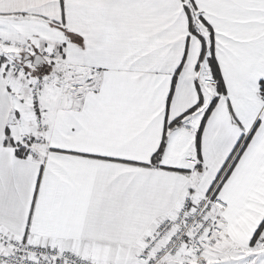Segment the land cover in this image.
I'll use <instances>...</instances> for the list:
<instances>
[{"label":"snow or ice","instance_id":"1","mask_svg":"<svg viewBox=\"0 0 264 264\" xmlns=\"http://www.w3.org/2000/svg\"><path fill=\"white\" fill-rule=\"evenodd\" d=\"M0 264H264V0H0Z\"/></svg>","mask_w":264,"mask_h":264}]
</instances>
